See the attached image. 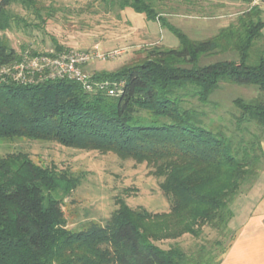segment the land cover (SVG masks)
I'll return each instance as SVG.
<instances>
[{
	"label": "trees",
	"instance_id": "obj_1",
	"mask_svg": "<svg viewBox=\"0 0 264 264\" xmlns=\"http://www.w3.org/2000/svg\"><path fill=\"white\" fill-rule=\"evenodd\" d=\"M157 1L118 4L168 25L180 45L153 46L142 59L92 74L95 80L121 83L119 95L98 88L87 91L70 78L35 74L33 79H15L2 69L20 63L22 55L0 43V139L56 141L146 162L163 178L160 187L170 210L132 208L118 199L104 224L73 231L67 227L62 197L80 184V177L41 166L27 153H9L0 156V264L212 260L205 245L188 253L179 243L162 248L157 242L185 233L199 237L206 226L226 232L236 197L253 186L263 170L264 50L255 49L263 36L262 9L253 5L216 35L197 40L172 26ZM14 2L39 8L37 0H0V30L11 27L8 10ZM226 51H237L238 59L199 64L202 55ZM222 82L254 84L261 91L252 100L234 99L238 111L228 123L208 120L210 97Z\"/></svg>",
	"mask_w": 264,
	"mask_h": 264
},
{
	"label": "rangeland",
	"instance_id": "obj_2",
	"mask_svg": "<svg viewBox=\"0 0 264 264\" xmlns=\"http://www.w3.org/2000/svg\"><path fill=\"white\" fill-rule=\"evenodd\" d=\"M37 1L38 10L27 8L19 2L12 3L8 10L12 16L11 27L0 30V43L22 55L25 77L36 72L28 67V60L38 54L98 51L101 56L83 65V70L92 75L105 70L114 71L124 64L142 59L145 51L153 46L180 45L179 38L168 25L148 19L144 13L136 12L131 7L121 9L119 0ZM157 2H160L159 11L172 26L197 40L216 35L253 6L241 0ZM254 5L262 9L264 20V0ZM262 35L256 41L255 49L264 50V28ZM58 47L63 49L58 51ZM32 52L37 54L32 55ZM238 57L237 51L212 53L200 56L199 64L208 65ZM256 58L257 54L251 61L255 62ZM15 65L6 70L13 78L19 75ZM259 95L261 91L254 84L222 82L210 97L208 120L220 119L222 123H228L232 114L238 111L234 99L252 100ZM20 151L27 153L41 166L54 167L80 177V184L62 197L67 227L73 231L86 229L91 223L104 224L118 207V199L125 200L132 208L144 207L152 212L170 210L169 201L160 187L163 178L154 175L146 162L123 158L111 151L65 146L56 141L25 137L0 139V156ZM263 171L264 166L261 173ZM251 187H244L236 200L248 193ZM234 236L235 228L232 226L224 233L206 226L199 237L185 233L177 239H166L157 244L169 248L171 244L179 243L188 253H196L205 245L211 251L212 260L204 264H213L220 259L223 255L221 251L229 246ZM215 240L221 243L215 245Z\"/></svg>",
	"mask_w": 264,
	"mask_h": 264
},
{
	"label": "crops",
	"instance_id": "obj_3",
	"mask_svg": "<svg viewBox=\"0 0 264 264\" xmlns=\"http://www.w3.org/2000/svg\"><path fill=\"white\" fill-rule=\"evenodd\" d=\"M264 151V140L262 141ZM235 236L219 264H264V171L233 206Z\"/></svg>",
	"mask_w": 264,
	"mask_h": 264
},
{
	"label": "built area",
	"instance_id": "obj_4",
	"mask_svg": "<svg viewBox=\"0 0 264 264\" xmlns=\"http://www.w3.org/2000/svg\"><path fill=\"white\" fill-rule=\"evenodd\" d=\"M262 0H253L252 4H258ZM101 56L98 51H67L56 56L37 55L32 56L28 60V67L36 72L25 77L23 72L25 64L21 61L17 68L19 75L15 79L28 80L33 79V76L46 75L52 78H70L81 82L87 91H92L95 88L106 91L110 95H119L121 93V83H113L108 80H95L92 75L83 70V65L92 61L94 58ZM8 67L2 69L3 73H7ZM8 74V73H7Z\"/></svg>",
	"mask_w": 264,
	"mask_h": 264
}]
</instances>
